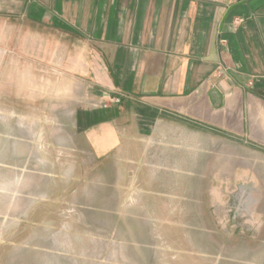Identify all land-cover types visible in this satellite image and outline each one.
<instances>
[{
	"label": "rangeland",
	"instance_id": "rangeland-1",
	"mask_svg": "<svg viewBox=\"0 0 264 264\" xmlns=\"http://www.w3.org/2000/svg\"><path fill=\"white\" fill-rule=\"evenodd\" d=\"M7 10L2 77L19 88L0 92V264H264V195L251 181L204 196L202 180L144 179L120 146L99 154L75 113L121 100L60 65L56 28L44 56L28 21Z\"/></svg>",
	"mask_w": 264,
	"mask_h": 264
},
{
	"label": "crops",
	"instance_id": "crops-1",
	"mask_svg": "<svg viewBox=\"0 0 264 264\" xmlns=\"http://www.w3.org/2000/svg\"><path fill=\"white\" fill-rule=\"evenodd\" d=\"M0 4L9 17L28 21L25 35L40 39L47 57L56 28L60 65L121 100L75 113L99 154L120 146L123 156L136 155L144 179L163 171L167 178L202 180L204 196L227 195L247 180L264 195V0ZM31 44L26 49L33 53ZM15 59L10 66L22 67ZM3 64L0 51V92L2 84L16 91L18 77L4 83ZM32 64L25 65L27 90H33Z\"/></svg>",
	"mask_w": 264,
	"mask_h": 264
},
{
	"label": "built area",
	"instance_id": "built-area-1",
	"mask_svg": "<svg viewBox=\"0 0 264 264\" xmlns=\"http://www.w3.org/2000/svg\"><path fill=\"white\" fill-rule=\"evenodd\" d=\"M105 96L110 98L109 95H105ZM111 100H112L113 102H115V103H120V99H113V98H111ZM105 107H107V106H105Z\"/></svg>",
	"mask_w": 264,
	"mask_h": 264
},
{
	"label": "water",
	"instance_id": "water-1",
	"mask_svg": "<svg viewBox=\"0 0 264 264\" xmlns=\"http://www.w3.org/2000/svg\"><path fill=\"white\" fill-rule=\"evenodd\" d=\"M236 6H237V5H236ZM236 6H232V7L229 9V12H230L233 8H235ZM229 12H228V14H229ZM228 14L226 15L225 19L223 20V24H224V22L226 21ZM223 24H222V27H223Z\"/></svg>",
	"mask_w": 264,
	"mask_h": 264
}]
</instances>
